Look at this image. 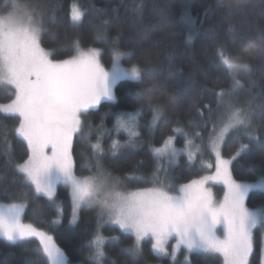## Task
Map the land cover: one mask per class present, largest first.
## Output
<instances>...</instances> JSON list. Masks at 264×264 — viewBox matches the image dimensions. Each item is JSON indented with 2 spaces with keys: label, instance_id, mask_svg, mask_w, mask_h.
Here are the masks:
<instances>
[{
  "label": "snow or ice",
  "instance_id": "6c2138e0",
  "mask_svg": "<svg viewBox=\"0 0 264 264\" xmlns=\"http://www.w3.org/2000/svg\"><path fill=\"white\" fill-rule=\"evenodd\" d=\"M0 4H3L0 9V89L11 96L8 103H0V114L16 118L13 130L26 144L25 157L14 160L9 153L5 167L11 165L13 182L19 181L37 198H46L57 217L52 221L54 224L60 222L62 213L57 199L58 186L68 188L70 224L77 221L80 210L86 205L99 206L97 230L87 242L93 264H103L106 242L119 239L106 238L102 232L105 225L132 237L126 251L133 255L141 254L147 241L159 256L175 259L184 249L185 261L190 254L198 252L217 257L220 264H254L252 258L257 243L254 230L259 229L260 264H264V212L254 211L246 204L254 187H264V166L255 182H250L244 174L239 177L233 174L234 162L247 154L249 143L256 137L254 114L257 109L264 111V103L253 106L251 100L244 104L233 102L235 95L245 87L241 77L252 71L243 52L232 54L225 45L217 46L216 66L223 67L229 87L216 93L217 106H224L217 119H213L214 109L208 108L201 126L210 125L206 137L201 130L186 131L176 122L170 134L150 148L151 175L126 174L123 178L113 175L104 165V151L97 142L93 145L94 155L77 172L73 140L83 134V115L102 101H115L114 89L120 81L140 83L143 66L131 62L125 67L123 61H132V53L121 50L118 44H114L110 52L109 68L101 62L100 49L85 50L79 41L63 51L46 49L42 46V34L46 30L43 10L24 0H11V3L0 0ZM18 8L22 11H17ZM84 16L80 5H70L74 25L81 23ZM181 18L186 19L193 31L196 29V20L190 13L185 11ZM228 30H232L231 25ZM193 31L186 35V44L191 43ZM57 54L67 58L57 59ZM174 87V84L159 88L153 85L150 89L130 92L138 106L116 115L111 131L123 134L126 139L124 143L112 140L113 155L123 148L136 146L145 105L151 113L147 127L158 124L164 108L160 96ZM193 108L204 117L197 105L193 104ZM261 130L264 131V127ZM230 134L234 137L232 141L226 139ZM177 136L183 137L182 147L176 144ZM229 143L237 146L226 157L223 149ZM205 147L214 157V162L201 161L206 173L187 182H176L174 166L181 157L186 156L188 162H193ZM259 159L264 165V147ZM253 171L255 169H248L250 173ZM127 180H136L137 186L130 189L125 183ZM217 184L223 186L222 198H217L212 190ZM26 207L23 200L15 198L12 202H0V237L11 243L38 241L36 252L41 264H71L65 250L48 231L24 221Z\"/></svg>",
  "mask_w": 264,
  "mask_h": 264
},
{
  "label": "trees",
  "instance_id": "16d2710c",
  "mask_svg": "<svg viewBox=\"0 0 264 264\" xmlns=\"http://www.w3.org/2000/svg\"><path fill=\"white\" fill-rule=\"evenodd\" d=\"M11 3V0H6ZM27 4L45 12V32L42 34V46L46 49L67 50L74 41H79L83 49L101 50V62L106 68L110 65V52L114 44L123 51L132 53V61L124 60L128 67L131 62L143 66L142 81H120L115 89V101H102L101 104L83 115L85 121L83 134L73 141V158L77 172L94 155L93 145L99 142L104 151V165L113 175L121 178L128 176H150L153 158L150 155L152 145H159L162 138L170 134L176 122L186 131L201 130L207 136L210 125L201 128L208 115V108L214 109L213 119L223 113L224 106H217L216 93L229 87V80L223 67H217L216 50L225 45L235 54L243 52L252 71L242 76L245 87L233 98V102L244 104L251 100L253 106L264 103V0H24ZM77 3L85 12L82 22L74 25L70 19V5ZM139 5V7H138ZM3 4H0V9ZM17 10V9H16ZM187 11L196 20V29L182 19ZM229 25L232 30L229 31ZM193 31L191 43L186 44V35ZM118 38V39H117ZM252 54V55H249ZM57 59L67 58L62 54ZM172 78L171 80L169 78ZM174 84L160 96L164 103L161 120L148 128L151 113L147 105L142 109L140 120V138L136 147L123 148L113 155L110 144L113 139L124 142L123 134L111 131L116 115L131 111L138 106L130 92L146 90L155 85ZM254 98V99H253ZM11 96L0 89V103H8ZM197 105L204 117L193 108ZM207 106V107H206ZM256 137L249 143L247 154L234 162L233 174L245 175L254 182L261 174L262 162L259 152L264 147V111L257 109L254 114ZM16 118L0 114V202L23 200L27 204L24 221L31 222L51 234L58 245L65 250L70 261L75 264H93L87 242L97 230L98 205H86L80 210L79 219L70 224L71 204L66 186H58V202L62 205L59 223L54 209L49 207L46 198H37L19 181L13 182L14 172L9 164V153L14 160L25 157L26 144L16 136L14 127ZM230 134L226 139L233 140ZM247 142V141H242ZM197 143H200L197 140ZM176 144L183 146V137L177 136ZM236 144L229 143L223 154L227 157L235 150ZM214 162L207 148L198 154L193 162L182 156L174 167L175 181L187 182L198 174H205L202 163ZM242 166V167H241ZM253 168L255 171L248 172ZM84 174H87L86 172ZM130 189L137 186L136 180L125 181ZM219 198L223 197V186H215ZM248 207L264 208V190H253L249 194ZM106 238L118 237L105 244L103 264H172L168 258L154 253L150 242L142 246V253L133 255L126 251L132 237L122 235L112 226L102 228ZM260 231L256 232L254 264H260ZM38 241H17L11 243L0 237V264H41L36 249ZM185 251L180 253V258ZM183 264H220L215 256L193 252L189 261Z\"/></svg>",
  "mask_w": 264,
  "mask_h": 264
},
{
  "label": "rangeland",
  "instance_id": "374dc122",
  "mask_svg": "<svg viewBox=\"0 0 264 264\" xmlns=\"http://www.w3.org/2000/svg\"><path fill=\"white\" fill-rule=\"evenodd\" d=\"M17 11H22L21 9H17ZM126 67V66H125ZM117 134V133H116ZM74 141V140H73ZM121 143H124V142H122V141H120ZM138 144V143H137ZM136 144V145H137ZM136 147V146H135ZM131 148H134V147H131ZM214 158V157H213ZM210 162V161H209ZM175 167V166H174ZM255 182V181H254ZM218 185V184H217ZM216 185H213L212 186V190H213V192H214V194L216 195V197L217 198H219V196H218V192H217V189H216V187H215ZM222 186V185H221ZM259 189H261V190H264V187H260V186H257V187H254L251 191H253V190H259ZM250 191V192H251ZM250 192H249V194H250ZM248 198H249V195H248ZM248 199H247V201H246V204H247V206H248ZM99 208V207H98ZM250 209H252V208H250ZM252 210H254V211H259V212H264V208H260V209H252ZM79 214H80V212H79ZM79 214H78V219H79ZM78 219H77V221H78ZM76 221V222H77ZM75 222V223H76ZM74 223V224H75ZM105 226H108V225H105ZM105 226H102V228L103 227H105ZM257 231H260L259 229H257V230H254V232H255V237H256V232ZM169 251H171V244H170V246H169ZM182 251H185L184 249H181V251L179 252V253H177L176 254V257H175V259H173L171 256H162V257H165V258H168L169 260H171L173 263L172 264H183L184 262H187V261H185V259H184V256L183 257H181L180 258V253H182ZM207 255V254H206ZM208 256H211V255H208ZM70 260V259H69ZM188 261H189V259H188ZM71 262V264H75L74 262H72V261H70Z\"/></svg>",
  "mask_w": 264,
  "mask_h": 264
}]
</instances>
